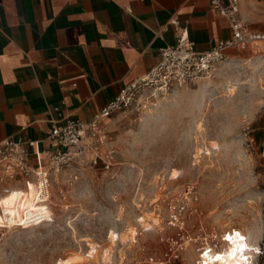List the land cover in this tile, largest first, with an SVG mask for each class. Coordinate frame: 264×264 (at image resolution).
<instances>
[{"label": "rangeland", "instance_id": "374dc122", "mask_svg": "<svg viewBox=\"0 0 264 264\" xmlns=\"http://www.w3.org/2000/svg\"><path fill=\"white\" fill-rule=\"evenodd\" d=\"M246 23L264 31V0ZM253 50L213 79L114 113L110 171L65 172L42 205L34 179L3 188L0 264H196L206 243L233 264L240 242L221 238L231 230L246 245L240 264H264V43Z\"/></svg>", "mask_w": 264, "mask_h": 264}, {"label": "crops", "instance_id": "0c3cea01", "mask_svg": "<svg viewBox=\"0 0 264 264\" xmlns=\"http://www.w3.org/2000/svg\"><path fill=\"white\" fill-rule=\"evenodd\" d=\"M240 14L255 25V0H241ZM178 28L199 50L230 38L208 0H0V141L41 139L55 106L90 121L160 60ZM255 46L227 50L219 72L253 59Z\"/></svg>", "mask_w": 264, "mask_h": 264}, {"label": "built area", "instance_id": "2783aa9c", "mask_svg": "<svg viewBox=\"0 0 264 264\" xmlns=\"http://www.w3.org/2000/svg\"><path fill=\"white\" fill-rule=\"evenodd\" d=\"M208 1L210 12L226 19L229 39L218 41L208 50H199L187 30L178 28L175 43L160 49V60L145 75L125 85L90 121L64 115L60 107L55 106L52 109L55 116L41 139L18 136L1 140L0 193L5 187L34 179V200L42 205L51 201L52 181L65 172L73 176L77 171L98 166L110 171L114 149L109 145L105 121L114 113L144 110L177 88L213 79L227 59V50H242L264 42V33L252 30L241 18V0ZM170 22L177 25L176 19ZM233 232L227 231L221 238L229 241L228 234ZM213 250L215 246L206 243L196 264H212L208 254Z\"/></svg>", "mask_w": 264, "mask_h": 264}, {"label": "bare ground", "instance_id": "6f19581e", "mask_svg": "<svg viewBox=\"0 0 264 264\" xmlns=\"http://www.w3.org/2000/svg\"><path fill=\"white\" fill-rule=\"evenodd\" d=\"M205 82V81H204ZM203 82V83H204ZM202 84V83H201ZM203 87V86H202ZM151 110V109H150ZM223 235H224V233H223ZM222 235V236H223ZM237 236H238V233L237 232H233V234L231 235V234H228V239H229V241H225V242H229V243H231L232 242V239L231 238H233V239H237ZM237 242H240L238 239H237ZM221 250H222V248H219L218 250H213L210 254H208V258H210V260H211V262H212V264H217V262L219 261L217 258H218V256H220L221 254H222V252H221ZM240 250H236L235 251V253H236V256L237 257H234L235 259L233 260V264H236V261L237 260H239V254H240ZM235 256V255H234ZM221 257V256H220ZM228 264H230V262H228Z\"/></svg>", "mask_w": 264, "mask_h": 264}, {"label": "clouds", "instance_id": "9594fccd", "mask_svg": "<svg viewBox=\"0 0 264 264\" xmlns=\"http://www.w3.org/2000/svg\"><path fill=\"white\" fill-rule=\"evenodd\" d=\"M39 211L44 212L45 210L44 209H39ZM237 239L240 241V243L237 244V248L236 249H233V252H235L237 249L240 250V251H243L244 248L246 247V245L243 243V238L242 237H239V235H238ZM236 264H240V261L237 260Z\"/></svg>", "mask_w": 264, "mask_h": 264}]
</instances>
